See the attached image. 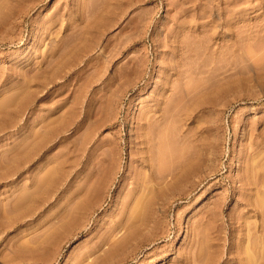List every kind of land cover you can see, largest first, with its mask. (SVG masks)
Masks as SVG:
<instances>
[{
  "label": "rangeland",
  "instance_id": "rangeland-1",
  "mask_svg": "<svg viewBox=\"0 0 264 264\" xmlns=\"http://www.w3.org/2000/svg\"><path fill=\"white\" fill-rule=\"evenodd\" d=\"M183 78L198 163L160 192L171 157L141 161L137 119L161 105L162 141ZM0 101V264H264V0H0Z\"/></svg>",
  "mask_w": 264,
  "mask_h": 264
},
{
  "label": "bare ground",
  "instance_id": "bare-ground-1",
  "mask_svg": "<svg viewBox=\"0 0 264 264\" xmlns=\"http://www.w3.org/2000/svg\"><path fill=\"white\" fill-rule=\"evenodd\" d=\"M110 2H111V0H109ZM108 4H107V6H110L109 5V2H107ZM100 4H101V2H100ZM105 6H106V4H105ZM101 8V7H100ZM109 10V8H106V10ZM100 10H102V9H100ZM101 12H103V11H101ZM100 12V13H101ZM99 13V11H97V14ZM99 13V14H100ZM104 13H105V11H104ZM106 14V13H105ZM109 14V13H108ZM94 15V14H93ZM96 15H94L93 17H95ZM98 16V15H97ZM101 16H103V14L101 15ZM109 16V15H108ZM100 20H102L103 19V21H104V18L103 17H101V18H99ZM95 20H96V18H95ZM106 20H107V23L109 22V20L106 18ZM91 22H93V21H91ZM102 22V21H101ZM94 23V22H93ZM92 23V24H93ZM104 23V22H103ZM91 24V25H92ZM95 24H97V23H95ZM102 23H100L99 22V24H97V25H101ZM88 26H89V24H88ZM101 28V27H100ZM88 29V28H87ZM85 30H86V28H85ZM94 30V29H93ZM100 30H103V29H100ZM106 30V29H105ZM87 31V30H86ZM94 31H96V30H94ZM104 31V30H103ZM97 32H98V30H97ZM96 32V33H97ZM100 32V31H99ZM82 33H84V32H82ZM95 33V34H96ZM104 33V32H103ZM81 35V34H80ZM79 35V36H80ZM83 35V34H82ZM85 36V35H84ZM95 36V35H94ZM98 36H99V34H98ZM81 37V36H80ZM80 37H79V39H80ZM90 37V36H89ZM92 37V36H91ZM91 37H90V40H91ZM96 37V36H95ZM106 38H108V37H106ZM94 39V38H93ZM100 39V38H99ZM87 40V39H86ZM89 40V41H90ZM109 41V40H108ZM97 42V41H96ZM95 44V43H94ZM93 44V45H94ZM92 45V44H91ZM96 45H97V43H96ZM105 45H106V43H105ZM187 45V44H186ZM196 45V44H195ZM185 46V45H184ZM197 46V45H196ZM206 46V45H205ZM192 47H194L193 45H191V49H193ZM201 47V46H200ZM187 48H188V46H187ZM187 48H186V50H187ZM204 48V47H203ZM174 49V48H173ZM189 49H190V46H189ZM189 49H188V51H189ZM196 48H194V50H195ZM198 49H200V48H197L196 50L198 51ZM201 49H202V47H201ZM186 50H183V51H185V53L187 52V53H189L188 51H186ZM195 50V51H196ZM205 50H207V49H205ZM202 51V50H201ZM201 51H198L199 53L201 52ZM203 51H204V49H203ZM191 53H193V52H191ZM190 53V54H191ZM196 53V52H195ZM194 53V54H195ZM180 53H178V55H179ZM182 54H184V53H182ZM201 54H203V53H201ZM200 54V55H201ZM177 56V55H176ZM182 56V55H181ZM188 56V55H187ZM198 56V55H197ZM185 57V56H184ZM199 57V56H198ZM206 57V56H205ZM205 57L203 56V59H205ZM52 58V57H51ZM182 58V57H181ZM174 59V58H173ZM187 60V59H186ZM202 60V59H201ZM50 61V60H49ZM52 61V60H51ZM172 61V60H171ZM194 61V60H193ZM197 61V60H196ZM196 61H194V62H196ZM53 62V61H52ZM168 63H169V61H167ZM166 62V63H167ZM198 62H200V61H198ZM165 63V64H166ZM175 63V62H174ZM174 63H172V65L171 66H173V64ZM180 64V63H179ZM189 63H187V65H188ZM198 64V63H197ZM196 64V65H197ZM86 65H88V64H86ZM167 65V64H166ZM169 64H168V66H166V67H169V68H173V67H171ZM186 65V66H187ZM177 66H179V65H177ZM175 69L177 68L176 67V64H175ZM190 67V66H189ZM179 68V67H178ZM187 67H185V69L184 70H186L187 71V69H186ZM198 68V67H197ZM160 69V68H159ZM166 69H168V68H166ZM189 69V68H188ZM163 70H165V69H163ZM177 70V69H176ZM179 70V71H178ZM177 71L178 72H180V69H178ZM182 67H181V74L182 73H185L184 72V70H183V72H182ZM81 71V70H80ZM171 71H174L175 72V70L174 69H172ZM176 71V72H177ZM191 71H192V69L190 70V72L189 71H187L186 73H188V74H190L191 73ZM177 72V73H178ZM158 73V72H157ZM171 72H169V74H170ZM185 73V74H186ZM166 74V73H165ZM169 74H166V75H168V76H172V75H169ZM187 74V75H188ZM178 75L180 76V74L178 73ZM184 75V74H183ZM182 75V76H183ZM163 76H165L164 74H163ZM168 76H166V81L167 82H162L160 85H158L156 88H155V86H153L156 90V93H161L162 95L164 94V93H166V90H168L170 87H171V84L172 83H170V81H171V79L168 77ZM174 76V75H173ZM179 76H177L178 78H179ZM187 77L188 76H186V79H187ZM165 78V77H164ZM173 78V77H172ZM176 78V77H175ZM174 79V78H173ZM172 79V80H173ZM180 79V78H179ZM184 79V78H183ZM175 80V79H174ZM181 80V79H180ZM179 80V81H180ZM185 80V79H184ZM183 80V81H184ZM181 82L182 84L181 85H183V83H185V81H187L186 82V84L189 82L188 80H185L184 82ZM174 82H176L177 83V79H176V81H174ZM186 84H184V88H185V90H184V94H182V95H184V98H185V100H183V98L181 99L182 100V104H180V106L179 107H176V109L177 110H174L173 109V113H172V116L171 117H169L170 119L169 120H171L172 122L170 123V121L169 122H167V123H170L169 125H171L170 127H169V129H170V131H168L169 133L167 134H165L164 136V139H163V137H161L163 140L161 141V140H159L158 138H160L159 136H158V143L161 145V146H163V147H161V148H158L159 146H156V143H155V141L157 140H154V138H153V143L151 142V140H149V141H147L146 139L148 138V139H150V138H152L153 136V133H151V134H149V131L150 130H148V133H147V136L144 134L145 132H143V134L144 135H142V134H139L138 133V135L136 136V138H137V141H135L136 143V145L138 146V147H140V148H137V146H135L134 145V148L136 149H140V150H138L139 152H140V154H141V157L142 158H140L141 159V161L143 162H147V163H144V164H148L149 165V167L150 168H152L153 166L155 167V165H157L156 163H158L159 164V162L158 161H162V160H160V159H158V158H160L161 157V159H163V157H165V156H168L169 155V158L171 157V165H170V163H169V165H170V167L169 166H167L166 165V162H160L161 164H159V165H162V164H164V165H166V166H164V165H162V166H160V171H159V175H158V173L156 174V173H154V176H155V174L156 175H158V176H160L161 175V177H159L160 179H164L165 178V176H166V178L168 179V174L170 175V178L167 180H163V184H161L160 185V187H159V191L161 192L162 190L164 191V190H168V189H171L170 187H171V185L172 184H174V182L176 181V180H178V179H180V178H183L185 181H186V179H188V176H189V173H192V167L194 168V167H196V166H192V165H194L195 163H194V161L196 162V160L195 159H193V153L191 152L192 151V149L194 148L193 147V145H192V149L190 148L191 147V141H193V140H190V137H191V135H190V130H189V128L190 127H188V123L187 122H189V121H187L188 119H189V117H190V115L188 114V111H190V109H192L190 106H191V104H190V106H188L189 105V100H188V95H189V89H191V86H189L188 84V86H185ZM155 85V84H154ZM174 85V84H173ZM181 85H179L180 87H182ZM175 87V86H174ZM176 87H178L177 85H176ZM188 87H190V88H188ZM179 88V87H178ZM153 90V89H152ZM151 90V91H152ZM180 90V89H179ZM182 90V89H181ZM170 91V90H169ZM171 92V91H170ZM155 93V92H154ZM159 94H157L158 96H159ZM160 94V95H161ZM167 94V93H166ZM173 94V93H172ZM175 94V93H174ZM177 94H179V92L177 93ZM177 94L176 95H174V98H175V96L177 97ZM191 94V93H190ZM157 95H155V96H157ZM165 95V94H164ZM154 96V95H153ZM179 96H180V94H179ZM163 97L164 96H162L161 98L163 99ZM170 97V96H169ZM182 96H180L179 98H181ZM190 97V96H189ZM192 97V96H191ZM190 97V98H191ZM154 98V97H153ZM165 98V97H164ZM166 98H167V96H166ZM178 98V97H177ZM152 99V98H151ZM168 100L170 99V98H167ZM172 100H173V97L171 98ZM170 99V100H171ZM154 100V99H153ZM152 100V101H153ZM158 99H155V101H157ZM160 100V99H159ZM168 100H166V101H168ZM175 100V99H174ZM193 99H191V101H192ZM200 100V99H199ZM199 100H198V102H199ZM162 101V103L161 104H163V105H165L163 102H165V99H163V100H161ZM204 102H205V100H203ZM1 102V101H0ZM159 102V101H158ZM169 102H171V101H169ZM169 102H167V103H169ZM173 102V101H172ZM177 102V101H176ZM166 103V104H167ZM178 103V102H177ZM200 103H201V100H200ZM176 104V103H175ZM202 104V103H201ZM160 104H158L157 102H155V105H154V108H152L151 110H152V112H157L159 109H158V106H159ZM171 105V104H170ZM197 105V104H196ZM195 105V106H196ZM167 106H168V104H167ZM173 106H174V104L173 105H171L170 106V108L172 107L173 108ZM176 106V105H175ZM178 106V105H177ZM198 106V105H197ZM0 107H1V104H0ZM150 107V106H149ZM190 109H189V108ZM192 107H193V104H192ZM159 108H161V110H159V111H161V112H163V111H165V113H166V110H164V108L163 107H161V105H160V107ZM163 108V109H162ZM3 109V108H2ZM201 109V108H200ZM147 110H149V109H147ZM154 110V111H153ZM170 110V109H169ZM169 110H167V111H169ZM158 111V112H159ZM171 111V110H170ZM155 112V113H156ZM157 112V113H158ZM191 113H192V111H190ZM148 113V112H147ZM164 112L161 114L160 112H159V114L158 115H151L152 116V118H150V119H146L147 121L145 122L143 119H145L144 117H143V115H141V117L140 116H138V118L139 119H137V121L138 120H140V122H141V125L139 126V123H138V126L141 128V126H143V125H147V126H149V128H151V131H153L152 129L153 128H155L156 126H157V121L160 119V118H162L163 117V115H166L167 116V114H165ZM170 113V112H169ZM159 115H162V117H160ZM169 115V114H168ZM148 116V118H149V116H150V113H149V115H147ZM150 116V117H151ZM137 118V117H136ZM165 118V117H164ZM168 119V117L166 118V120ZM162 120H165V119H162ZM162 120H160V123H161V121ZM159 122V121H158ZM163 122V121H162ZM165 122V121H164ZM163 122V123H164ZM162 123V124H163ZM166 123V124H167ZM164 125H165V123H164ZM163 125V126H164ZM137 126V125H136ZM158 126H160L159 125V123H158ZM144 127V126H143ZM160 127H162V126H160ZM164 127H166V125L164 126ZM168 127V126H167ZM147 128V127H146ZM207 127H205V129H206ZM137 129V128H136ZM139 129V128H138ZM138 129H137V132H138ZM143 129H145V128H143ZM148 129V128H147ZM167 129V128H166ZM169 129H167V130H169ZM208 129V128H207ZM206 129V130H207ZM140 130V129H139ZM209 130V129H208ZM150 131V132H151ZM156 131V130H155ZM202 131V130H201ZM136 132V131H135ZM167 132V131H166ZM203 133H204V131H203ZM162 134H164L163 132H162ZM162 134L160 135V136H162ZM152 137H151V136ZM203 136H204V134H202ZM200 137H202V136H199V138ZM206 137V136H205ZM204 137V138H205ZM136 138H135V140H136ZM203 138V137H202ZM201 139V138H200ZM199 139V140H200ZM198 140V139H197ZM202 140V139H201ZM131 141V140H130ZM203 142H202V150H205L204 148L205 147H208V145H206V143H207V138H206V140L204 139V140H202ZM147 142H151V143H147ZM199 142V141H198ZM131 143V142H130ZM134 143V142H133ZM157 143V144H158ZM171 143V144H170ZM170 144V145H169ZM166 145V146H165ZM167 145L169 146V147H167ZM158 148H156V147ZM205 146V147H204ZM132 148V147H131ZM201 148V147H200ZM133 149V148H132ZM132 149L131 150H129V154H131L132 153ZM135 149H134V151H135ZM156 149H157V152H158V154H157V152H156ZM191 149V150H190ZM195 149V148H194ZM193 149V150H194ZM199 149V148H198ZM159 150V151H158ZM259 150H261V149H259ZM137 151V150H136ZM147 153H146V152ZM199 151H201V150H199ZM206 151V150H205ZM139 152H137V153H139ZM262 152V151H261ZM201 153H202V151H201ZM260 153V152H259ZM143 154H145V155H143ZM147 154H149V155H147ZM157 154V155H156ZM262 154V153H261ZM132 155V154H131ZM139 155V154H138ZM147 155V157H145ZM198 155V154H197ZM257 155V154H256ZM256 155L255 156H253L252 157V160L256 157ZM149 156V157H148ZM262 156V155H261ZM155 158H157L158 159V161L156 162V163H154L155 161H154V159ZM166 158V157H165ZM199 158V157H198ZM256 158H259V157H256ZM263 158V157H262ZM139 159V160H140ZM168 159V158H167ZM200 159V158H199ZM165 160V159H164ZM251 159H250V161H252ZM168 161V160H167ZM142 163V164H143ZM168 163V162H167ZM198 163V162H197ZM197 163L195 164V165H197ZM141 164V163H140ZM144 164L142 165V166H144ZM153 164H155V165H153ZM248 164V163H247ZM250 164H251V162H250ZM253 164V163H252ZM262 164V163H261ZM153 165V166H152ZM159 165H158V168H159ZM141 166V167H142ZM145 166H147V165H145ZM254 166V165H253ZM262 166V165H261ZM154 167H153V169H154ZM166 167V168H165ZM168 167V168H167ZM263 167V166H262ZM262 167H259V169L260 168H262ZM149 168V169H150ZM129 169V168H128ZM247 169V170H246ZM245 170V172L247 173V175H246V177L245 176H243V177H245V179L244 180H242V181H246V184H251V183H253V182H256V180H257V178H256V180H255V178H254V176H250V174H254L253 172H252V170H248V168H246ZM252 169V168H251ZM262 171V170H261ZM259 171L260 172V174H259V172H258V176H256V177H262V181H264V172L262 171ZM126 172V171H125ZM128 172V171H127ZM127 172H126V174H127ZM151 172V171H150ZM255 172V171H254ZM129 173V172H128ZM248 173H250V174H248ZM153 174V173H152ZM167 174V175H166ZM125 175V174H124ZM151 175V174H150ZM150 175H149V178H150ZM191 175V174H190ZM157 176V177H158ZM44 177V176H43ZM124 177V176H123ZM45 178H46V176H45ZM158 178V179H159ZM252 178H254V180H253V182H252ZM36 179V178H35ZM37 180H39V179H37ZM37 180H36V182H35V180H33L32 182L33 183H36L37 184ZM148 180V179H147ZM182 180V179H181ZM184 180H182V182L184 181ZM240 180V179H239ZM40 181V180H39ZM179 181V180H178ZM184 181V182H185ZM189 181V180H188ZM242 181H241V183H242ZM32 182H31V184H32ZM181 182V181H180ZM243 182V183H244ZM248 182V183H247ZM257 182H258V180H257ZM39 183V182H38ZM192 183V182H191ZM242 183V184H243ZM259 183H261V179H260V181H259ZM33 185L35 188H36V186L37 185ZM188 184V183H187ZM245 184V183H244ZM248 184V185H249ZM257 184V185H256ZM256 184H251V185H256V186H258V183H256ZM263 184V183H262ZM192 185V184H191ZM173 186V185H172ZM181 186V185H180ZM240 186V185H239ZM260 186V185H259ZM174 187H176V185L174 186ZM184 187V186H183ZM238 187V186H237ZM37 188H38V186H37ZM132 188V187H131ZM179 188V187H178ZM185 188V187H184ZM184 188H183V191H184ZM190 188V187H189ZM34 189V188H33ZM181 189V188H180ZM179 189V190H180ZM188 189V188H187ZM253 189V188H252ZM256 189V188H255ZM259 188H257V190H258ZM131 190H134V189H129V191H131ZM155 190H157L158 191V189L156 188ZM250 190V189H249ZM263 190V189H262ZM168 191H171V190H168ZM173 191V190H172ZM182 191V190H181ZM186 191V190H185ZM184 191V192H185ZM188 191V190H187ZM180 192V191H179ZM183 192V193H184ZM170 193V192H169ZM173 193H174V191H173ZM186 193V192H185ZM264 193V192H263ZM162 194H163V192H162ZM161 195V194H160ZM159 195V196H160ZM171 195H173V194H171ZM163 197H164V194H163ZM169 197H170V195H169ZM173 197V196H172ZM171 198V197H170ZM262 198V199H261ZM260 199L262 200V201H264V197H261ZM258 199V198H257ZM129 200V199H128ZM136 200H138V199H136ZM163 200H165V199H163ZM125 201V200H124ZM131 201V200H130ZM165 201H167V200H165ZM262 201H261V203H262ZM122 202V201H121ZM127 202V201H126ZM134 202V201H133ZM245 202V201H244ZM246 202H248V200L246 201ZM245 202V203H246ZM124 203V202H123ZM130 203H132V202H130ZM129 203V204H130ZM129 204H128V207H130L129 206ZM247 205L249 204L250 205V202L249 203H246ZM123 204H120V206H122ZM124 205H126V204H124ZM248 205V206H249ZM262 207L264 206V205H261ZM124 207V206H123ZM163 207V206H162ZM131 208V207H130ZM129 208V209H130ZM127 209V208H126ZM255 209V208H254ZM261 209V208H260ZM263 209V208H262ZM262 209H261V211H262ZM120 210V209H119ZM128 211V210H127ZM129 211H133V210H129ZM264 211V210H263ZM124 212V211H123ZM121 213V212H120ZM144 214H145V212H143ZM259 213H260V215L263 213H261L260 211H259ZM126 214V213H125ZM124 214V215H125ZM144 214H143V216H144ZM264 214V213H263ZM262 214V215H263ZM261 215V216H262ZM116 216V215H115ZM131 216H133V215H130V218H131ZM128 217V216H127ZM127 217H126V219H127ZM140 217H142V216H140ZM263 217H264V215H263ZM262 217V218H263ZM139 218V217H138ZM147 217H145V219H146ZM261 218V217H260ZM261 218V219H262ZM115 220L113 221L114 223H112V224H109V226L107 227V231L109 230V231H113V232H115L116 231V229L119 227H121L120 225H123V224H121V223H123L122 221H123V219H125V217L123 218V217H121L120 216V214H119V217L118 218H114ZM125 219V220H126ZM134 219V218H133ZM140 219V218H139ZM136 220V219H135ZM134 220V221H135ZM138 220V219H137ZM112 221V220H111ZM127 221V220H126ZM126 221H124V224H125V222ZM130 221V220H129ZM128 221V222H129ZM133 221V222H134ZM139 221V220H138ZM262 221H264V220H262ZM261 221V222H262ZM132 222V221H131ZM133 222H132V224H133ZM127 223V222H126ZM130 223V222H129ZM136 223V222H135ZM144 223V222H143ZM263 223V222H262ZM128 224V223H127ZM126 224V225H127ZM225 224V223H224ZM229 224H231L230 222L228 223V225ZM125 225V226H126ZM131 225V224H130ZM129 225V226H130ZM145 225V224H144ZM261 225V224H260ZM128 226V225H127ZM126 226V227H127ZM142 226V225H141ZM259 226V225H258ZM262 226V225H261ZM122 227H124V226H122ZM133 227H134V225L132 226V228L130 227L129 228V230L131 229V231H133V232H135V229L134 230H132L133 229ZM138 227V226H137ZM128 228V227H127ZM126 228V229H127ZM264 228V227H263ZM114 229H115V231H114ZM124 229V228H123ZM262 229V228H261ZM264 230V229H263ZM106 231V232H107ZM124 232V231H123ZM209 232V231H208ZM127 233H129V232H127ZM106 234H108V233H106ZM110 234V233H109ZM135 234V233H134ZM133 234V235H134ZM205 234L206 235H208L209 236V233H206L205 232ZM113 235V234H112ZM112 235H108V238L110 237H113ZM122 235H124V233L122 234ZM125 235H126V231H125ZM128 235H130V234H128ZM128 235H126V236H128ZM262 235L264 236V233H262ZM104 236V235H103ZM103 236H101V237H103ZM107 235H105L103 238H105ZM115 236V235H114ZM130 236H132V234L130 235ZM135 236V235H134ZM133 236V237H134ZM243 236V235H242ZM133 237L131 238L130 237V239H133ZM210 237V236H209ZM116 238V237H115ZM119 238V237H118ZM117 238V239H118ZM123 238H125V236H123L121 239H119V240H116V241H114V238H113V240L111 241V239H110V241H111V243H109V246H108V244H107V247L108 248H111V247H114L115 248V245H117V244H119L121 241H122V239ZM129 238V236L128 237H126V239H128ZM247 238V237H246ZM105 239H107V238H105ZM264 239V238H263ZM108 240V239H107ZM107 240H105V243L107 242ZM125 240V239H124ZM242 240V239H241ZM246 239H244V241H245ZM98 242H99V240H97ZM101 241V243H102V240H100ZM129 240H127V242H128ZM240 241V240H239ZM243 241V242H244ZM103 242H104V239H103ZM124 242V241H123ZM126 243V242H125ZM264 243V242H263ZM95 244V243H94ZM102 244H104V243H102ZM124 244V243H123ZM119 245H121V244H119ZM212 245V244H211ZM264 245V244H263ZM262 244L260 245V246H263ZM94 246H96L97 247V245H94ZM100 247H101V245H99ZM96 247H94V249L96 250ZM100 247H98L97 249H99ZM119 247V246H118ZM228 249V248H227ZM230 249V248H229ZM260 249V248H259ZM263 249V248H262ZM261 249V250H262ZM102 250H104L103 248H102ZM109 250V249H108ZM113 250V249H112ZM112 250H111V252H112ZM114 250H116V249H114ZM231 250V249H230ZM235 250V249H234ZM241 250V249H240ZM264 250V249H263ZM262 250V251H263ZM105 251V250H104ZM103 251V252H104ZM233 251V250H232ZM236 251V250H235ZM238 251V250H237ZM243 251V250H242ZM261 251V252H262ZM202 252V251H201ZM226 252V251H225ZM228 252V251H227ZM259 252V251H258ZM198 253H200V252H198ZM203 253V252H202ZM201 253V254H202ZM264 253V251L261 253V254H263ZM88 254H90V253H88ZM201 254H199V255H201ZM228 254V253H227ZM241 254V253H240ZM244 254V253H243ZM203 255V254H202ZM239 255V254H238ZM237 255V256H238ZM253 255H254V253H253ZM259 255V254H258ZM257 255V256H258ZM264 255V254H263ZM262 255V256H263ZM240 256V255H239ZM239 256H238V258H236V257H227L226 258V260L227 261H235V262H237V264H251V263H253L252 261L251 262H249L250 261V259L252 258L253 259V257L251 256V258H250V256L248 255V256H246V257H243L242 255V257H241V259L239 258ZM255 257V256H254ZM259 257H261V256H259ZM257 258V257H256ZM262 258V257H261ZM261 258H260V261H261ZM212 259H214L213 257H212ZM210 260L212 263H215L216 261L215 260ZM242 259H245V263H244V260H243V263H241L242 262ZM207 260H209V259H207ZM257 260H258V258H257ZM263 260H264V257H263ZM209 261V262H210ZM213 261H215V262H213ZM226 262V261H225ZM222 263V262H221ZM227 263V262H226ZM232 263V262H231ZM264 263V262H263ZM207 264V263H206ZM210 264V263H209ZM261 264H262V262H261Z\"/></svg>",
  "mask_w": 264,
  "mask_h": 264
}]
</instances>
